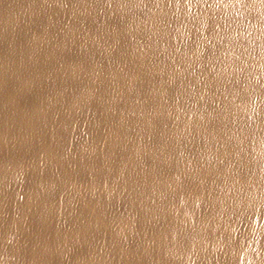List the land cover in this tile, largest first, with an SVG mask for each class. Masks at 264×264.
<instances>
[{
    "label": "bare ground",
    "instance_id": "6f19581e",
    "mask_svg": "<svg viewBox=\"0 0 264 264\" xmlns=\"http://www.w3.org/2000/svg\"><path fill=\"white\" fill-rule=\"evenodd\" d=\"M249 241L264 264V0H0V264Z\"/></svg>",
    "mask_w": 264,
    "mask_h": 264
},
{
    "label": "rangeland",
    "instance_id": "374dc122",
    "mask_svg": "<svg viewBox=\"0 0 264 264\" xmlns=\"http://www.w3.org/2000/svg\"><path fill=\"white\" fill-rule=\"evenodd\" d=\"M108 51H110V49H108ZM169 107H170V106H169ZM145 139H146V138H145ZM145 139L143 138V140H145ZM148 142H149V141L145 140V144H146L145 147H148V146L150 145V143H148ZM148 144H149V145H148ZM147 145H148V146H147ZM52 190H53V191H56L57 189L54 187V188H52ZM258 217H259L258 214H256V215L254 216V220H255V222L253 223V224H254L253 226H254V228H255V231L253 232V234H252V235H253V236H252V239L250 240V241L254 240V241L251 242L252 245L255 243V239H254V238H256V239L259 238V234H258L259 232H257V230H258V228H260V221H259V218H258ZM257 220H258V221H257ZM242 223H243V225H242L241 223H240L241 225L238 224L239 229H238V227H237V231H241L242 227H245V226H244L245 223H244V222H242ZM256 227H257V228H256ZM256 229H257V230H256ZM253 237H254V238H253ZM250 241H249V245L246 246L245 249H246L247 247H250V246H251L250 248L253 247V246L251 245ZM42 243H46V241H45V240H36V241L34 242V245H40V244H42ZM250 248H249V249H250ZM245 249H244V250H245ZM246 250H248V248H247ZM246 250H245V252H243L242 255H241V258H242V260H241L242 263H241V264H245V262H246L245 259H246V257L249 256L248 254L251 252V250H248V251H246ZM246 254H247V255H246ZM244 258H245V259H244Z\"/></svg>",
    "mask_w": 264,
    "mask_h": 264
}]
</instances>
